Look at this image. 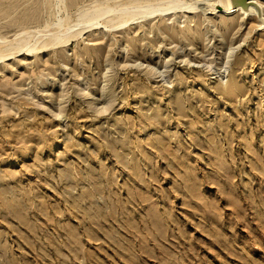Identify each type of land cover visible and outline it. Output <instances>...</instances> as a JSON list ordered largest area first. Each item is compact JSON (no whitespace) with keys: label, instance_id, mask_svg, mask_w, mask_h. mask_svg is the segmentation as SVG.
<instances>
[{"label":"rangeland","instance_id":"rangeland-1","mask_svg":"<svg viewBox=\"0 0 264 264\" xmlns=\"http://www.w3.org/2000/svg\"><path fill=\"white\" fill-rule=\"evenodd\" d=\"M97 1L64 0L63 45L0 61V264H264V29L221 38L200 1L167 21L204 20L195 50L79 23ZM57 11L0 0V39Z\"/></svg>","mask_w":264,"mask_h":264},{"label":"bare ground","instance_id":"bare-ground-1","mask_svg":"<svg viewBox=\"0 0 264 264\" xmlns=\"http://www.w3.org/2000/svg\"><path fill=\"white\" fill-rule=\"evenodd\" d=\"M51 1L54 3L55 6H57L59 11V12L57 11L58 15L55 16V20L51 22L50 21L47 22L44 27L42 26V30L35 29L34 32L23 31L15 35L14 38V40L16 41L15 46L12 44V42H9L12 39L10 40L0 39V44H3V48H0V61L12 56L15 50L20 51L24 49L28 52H32L36 46V45H31L32 42L35 40L37 41V39L40 38V37L36 38L37 35H41V34L43 35L45 34V32L49 33L50 38L48 37L49 39L44 43H49V42L50 44L57 43L59 46L66 43L62 41L65 39V37L63 36L69 37L70 31L73 29V26L67 25L65 19L59 15L62 8H65L64 5L65 2L64 0H51ZM200 1L202 2L204 1L207 4L205 10L215 11L216 8H219V5L222 7V11L220 10L218 12L219 16L213 22L214 23L213 26L217 28L216 31L220 33L221 38H225L227 32L230 31L229 33H231V30L234 31V28H236L237 25H240L244 19H250L252 20V22L257 24V27L260 30L264 29V25L258 19L257 9L255 6L253 5L251 6L250 13H245L240 9L232 8L229 3V0H102L93 3L92 6L88 8V10L84 9L85 11H83L79 16L78 22L83 24H89L90 27L103 24L104 25L103 27L105 28L117 29L124 27L129 23L134 24L135 21L137 22V20L141 19L144 21L142 24L141 23L137 24L136 25L137 28L140 29L141 27L144 26L148 27L149 28L148 33L156 32L157 38L159 40L162 38H167L169 41H171L172 44L173 43L176 44V46L180 45L179 41H181L182 39L183 41L188 42L189 45L196 50L198 49L197 46H200L202 43H204L206 38L207 32H205L202 29L204 20L199 16H194L192 17V19L186 20L183 26L177 25L176 22L174 21L168 24L167 21L170 20V18H172V16H174L175 14L183 13L181 11H188V13H191L197 8V4H198L197 2ZM253 1L254 3H257L261 8L262 15L264 18V1L261 0H253ZM82 5L83 4H81V6ZM157 18H159V20H157L158 22L152 25V22ZM103 19L105 21H102ZM191 23H193V25H191ZM218 24H221V28L217 27ZM84 26L83 28L85 29ZM222 30L224 31L223 33H221ZM128 36L129 35L126 34V37ZM139 36L129 38L130 39L129 47L133 51L137 50L136 42L138 40L140 42L142 41L151 42V40H149L147 36L144 37L142 36L139 37ZM59 42L62 43L59 44ZM41 43L43 44V42ZM90 48L92 49L91 46ZM135 91L136 90L134 89V92ZM234 91H236V88L233 84H231L229 87L223 90L224 93H232Z\"/></svg>","mask_w":264,"mask_h":264},{"label":"water","instance_id":"water-1","mask_svg":"<svg viewBox=\"0 0 264 264\" xmlns=\"http://www.w3.org/2000/svg\"><path fill=\"white\" fill-rule=\"evenodd\" d=\"M261 1H264V0H261ZM229 3H230L232 8L240 9L241 11H243L245 13H250L251 6L252 5L255 6L257 9L258 19L264 25V18L262 15V10L257 3H254L253 0H229Z\"/></svg>","mask_w":264,"mask_h":264}]
</instances>
